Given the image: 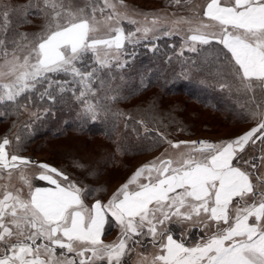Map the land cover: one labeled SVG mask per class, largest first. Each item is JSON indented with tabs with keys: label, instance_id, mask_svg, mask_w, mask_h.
<instances>
[{
	"label": "snow or ice",
	"instance_id": "snow-or-ice-1",
	"mask_svg": "<svg viewBox=\"0 0 264 264\" xmlns=\"http://www.w3.org/2000/svg\"><path fill=\"white\" fill-rule=\"evenodd\" d=\"M189 11L171 21L186 29H164L167 17L149 26V14L132 19L123 0L0 3V119L36 106L35 123L71 93L77 115L97 122L98 92L118 91L113 81L124 79L135 46L161 32L181 36L180 56L215 46L207 70L223 81L220 90L243 98L241 119L255 122L219 142L157 139L145 125L163 151L91 204L92 190L20 155V135L3 137L0 264H264V0H205ZM125 21L137 26L128 31ZM25 25L34 30L20 31ZM33 170L48 186L33 183ZM112 228L118 235L105 242Z\"/></svg>",
	"mask_w": 264,
	"mask_h": 264
},
{
	"label": "trees",
	"instance_id": "trees-1",
	"mask_svg": "<svg viewBox=\"0 0 264 264\" xmlns=\"http://www.w3.org/2000/svg\"><path fill=\"white\" fill-rule=\"evenodd\" d=\"M5 2L7 0H0V3ZM14 2L24 3L26 0ZM39 22L35 21L36 24ZM127 26L129 23H124V27ZM19 30L33 31L34 27L25 25ZM158 37L159 39L148 38L135 46L136 55L130 58V65L123 70L124 79H119L121 73H117V79L113 81V87L118 86V91L98 92L97 98L104 106V111L97 122H86L79 117L77 113L81 106L68 93L52 107L44 119L35 123L31 113L38 110L36 106L21 110L18 115L13 113L0 119V139L7 136L15 143V137L20 135L24 141L20 155L30 156L31 147H40L51 139L67 135L99 138L107 144L102 149V158L94 164L76 159V164L81 165L84 174L95 178L107 168L122 165L127 169L129 163L126 159L151 154L160 148L153 146L154 142L145 137V125L150 130L151 137L159 139L157 134L163 136V129L167 125H188L186 119L190 118L192 121L198 117V110L201 109L216 113L228 125L255 123L250 119H241L238 114V105L243 103V98L234 91L220 90V83L223 81L207 70L208 62L215 58V46L205 49L199 55L185 51L180 56V35ZM152 44L157 46L156 51L149 50ZM193 61L198 67L192 66ZM145 84L147 87H144ZM113 95L117 99L106 98ZM161 98L171 99L172 104L167 107L165 102L160 103ZM45 106L47 105L40 106V110ZM206 125L207 123H202L201 126L205 128ZM117 143L121 145L120 151L115 150ZM48 163L51 164L49 161ZM66 174L72 178L67 172Z\"/></svg>",
	"mask_w": 264,
	"mask_h": 264
},
{
	"label": "rangeland",
	"instance_id": "rangeland-1",
	"mask_svg": "<svg viewBox=\"0 0 264 264\" xmlns=\"http://www.w3.org/2000/svg\"><path fill=\"white\" fill-rule=\"evenodd\" d=\"M204 2L205 0H191V3H184V0H182L181 5H176L174 0H123V5L126 6L131 18L137 21H144V16L141 15L142 13L149 14V26L153 19L167 17L169 22L162 23V28L168 29L179 27L186 29L188 27L187 24L173 25L171 21L179 20L180 17L191 16L192 13L189 9H191L194 5H203ZM75 3L79 4L81 3V0H75ZM152 14H155V16ZM40 23L41 21L39 24ZM124 23L128 22L125 21ZM136 26L137 25L129 23V26L125 29L131 31L134 30ZM155 35L160 36L162 33L157 32ZM151 37L152 36L150 35L149 38ZM159 101L160 103L165 102L166 105H168L167 107L172 104V100L167 98H161ZM198 112V117H195L194 119L191 118L192 121L190 118L186 119L188 125L180 123L167 125V127L163 129V137L174 142L197 141L198 138H210V142H219L221 140L234 138L237 135L243 134V129L246 127V125L241 124L228 125L214 112L202 109L198 110ZM202 123H207L205 128H202ZM106 145L105 141H102L99 138L87 139L83 136L67 135L62 138L48 140L40 147H31L29 152L30 156L26 157H29L31 160L36 162L48 163L49 161L51 162V164L48 163L49 165L65 170V173L67 172L72 177L70 178L71 180L77 181L82 186L92 190L93 194L87 200V202L91 204L93 200L97 198L106 201L107 198H109L111 194L126 181V179L138 166L149 162L154 157L158 156L161 151H163V148L160 147L151 154L128 158L126 159L129 163L127 169H125L122 165H119L115 168H107L104 170L105 172L98 177H87L84 174L85 172H83L84 169H81V165L76 164V159L87 164H94V162H97L99 158H102V149ZM164 146L166 147L167 144L164 143ZM249 152L251 153L252 149H249ZM37 171L38 170H33V172L30 173L33 180ZM82 179L84 180L82 181ZM117 235L118 231L114 228L104 237L105 242L114 240Z\"/></svg>",
	"mask_w": 264,
	"mask_h": 264
},
{
	"label": "crops",
	"instance_id": "crops-1",
	"mask_svg": "<svg viewBox=\"0 0 264 264\" xmlns=\"http://www.w3.org/2000/svg\"><path fill=\"white\" fill-rule=\"evenodd\" d=\"M244 125H246V127H244L243 129V133L249 130L251 127L255 126V123H249V124H244ZM33 183L36 184L37 186H48L45 182L36 180L35 177H34Z\"/></svg>",
	"mask_w": 264,
	"mask_h": 264
},
{
	"label": "built area",
	"instance_id": "built-area-1",
	"mask_svg": "<svg viewBox=\"0 0 264 264\" xmlns=\"http://www.w3.org/2000/svg\"><path fill=\"white\" fill-rule=\"evenodd\" d=\"M204 140H208V141H211V139H209V138H203ZM198 140H201V139H198ZM197 140V141H198Z\"/></svg>",
	"mask_w": 264,
	"mask_h": 264
}]
</instances>
